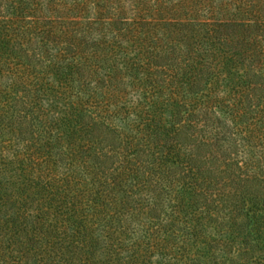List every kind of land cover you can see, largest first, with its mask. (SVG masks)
Returning <instances> with one entry per match:
<instances>
[{
  "label": "trees",
  "instance_id": "trees-1",
  "mask_svg": "<svg viewBox=\"0 0 264 264\" xmlns=\"http://www.w3.org/2000/svg\"><path fill=\"white\" fill-rule=\"evenodd\" d=\"M0 264H264V0H0Z\"/></svg>",
  "mask_w": 264,
  "mask_h": 264
}]
</instances>
